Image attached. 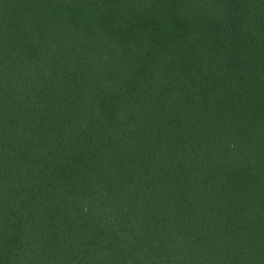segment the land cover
I'll return each instance as SVG.
<instances>
[{
    "label": "trees",
    "instance_id": "16d2710c",
    "mask_svg": "<svg viewBox=\"0 0 264 264\" xmlns=\"http://www.w3.org/2000/svg\"><path fill=\"white\" fill-rule=\"evenodd\" d=\"M0 264H264V0H0Z\"/></svg>",
    "mask_w": 264,
    "mask_h": 264
}]
</instances>
